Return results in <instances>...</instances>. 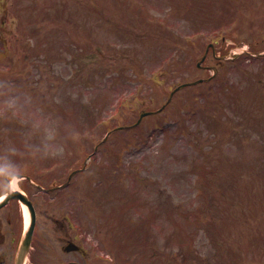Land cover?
Masks as SVG:
<instances>
[{
	"label": "rangeland",
	"instance_id": "1",
	"mask_svg": "<svg viewBox=\"0 0 264 264\" xmlns=\"http://www.w3.org/2000/svg\"><path fill=\"white\" fill-rule=\"evenodd\" d=\"M214 41L237 57L116 128L207 77ZM0 51V173L45 165L47 187L88 164L47 194L10 178L42 264H264V0H0Z\"/></svg>",
	"mask_w": 264,
	"mask_h": 264
},
{
	"label": "water",
	"instance_id": "2",
	"mask_svg": "<svg viewBox=\"0 0 264 264\" xmlns=\"http://www.w3.org/2000/svg\"><path fill=\"white\" fill-rule=\"evenodd\" d=\"M16 197L18 198L22 203H25L28 206V209L30 211V215H31V223H29V227L26 230L25 234H23V238L21 240V243L19 245V249L17 251V255H16V264H23L24 258L27 253L28 250V244L30 242V237H31V233H32V227H33V221H34V210L33 207L30 203V201L27 199L26 195L21 193L20 191H8L7 195L0 200V207L3 206L5 203L8 202V200L10 198ZM72 244H70V246H68L67 248H70Z\"/></svg>",
	"mask_w": 264,
	"mask_h": 264
},
{
	"label": "flooded vegetation",
	"instance_id": "3",
	"mask_svg": "<svg viewBox=\"0 0 264 264\" xmlns=\"http://www.w3.org/2000/svg\"><path fill=\"white\" fill-rule=\"evenodd\" d=\"M8 221H11L10 218H8ZM15 226V225H13ZM15 228H17V225L15 226ZM12 234H8V238H7V243L5 245H3L4 249L6 251H11V249H13V245L15 244L14 243V240H15V234H16V230H12ZM4 242V241H3ZM16 242V241H15Z\"/></svg>",
	"mask_w": 264,
	"mask_h": 264
},
{
	"label": "bare ground",
	"instance_id": "4",
	"mask_svg": "<svg viewBox=\"0 0 264 264\" xmlns=\"http://www.w3.org/2000/svg\"><path fill=\"white\" fill-rule=\"evenodd\" d=\"M23 214H25V216H26V220H27V218H28V211H27V209H26V207L25 206H23Z\"/></svg>",
	"mask_w": 264,
	"mask_h": 264
}]
</instances>
